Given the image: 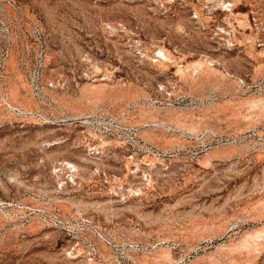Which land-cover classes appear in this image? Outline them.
<instances>
[{
	"label": "rangeland",
	"instance_id": "374dc122",
	"mask_svg": "<svg viewBox=\"0 0 264 264\" xmlns=\"http://www.w3.org/2000/svg\"><path fill=\"white\" fill-rule=\"evenodd\" d=\"M231 2L0 0V264H264V0Z\"/></svg>",
	"mask_w": 264,
	"mask_h": 264
},
{
	"label": "bare ground",
	"instance_id": "6f19581e",
	"mask_svg": "<svg viewBox=\"0 0 264 264\" xmlns=\"http://www.w3.org/2000/svg\"><path fill=\"white\" fill-rule=\"evenodd\" d=\"M158 54L160 56H163V59L165 62H169L168 57L166 56V54L163 51H159ZM204 59L205 60L203 62H200V63H197L194 65V72L196 73V75H198L200 78H203L204 80H207V81L219 80L221 78L220 77L221 75L219 73V70L216 67L221 66L222 64L219 61L213 60L209 57H204ZM228 75L230 76L229 73H228ZM128 92L129 91H127L125 93V97L132 96L130 94V92L129 93ZM6 102L11 109L22 111L21 109L13 106L8 101H6ZM140 113H141L140 117L142 119H147V120L158 119L157 116H155L153 114L150 115L149 112L146 110L142 109ZM147 114H149V116ZM144 127L152 128L151 130L143 132V134L147 135L148 137H152L151 134L155 131H158V130H161L165 134H167V133L168 134L169 133H175L177 135L179 134L178 136L181 138L183 137V138L195 139V137H196V135L194 133V131L196 130L195 127H191L189 130L190 132H188L187 130H184L185 128H183L184 126H182L181 121L176 122L175 120H170L169 122L161 121V122H155V123H148ZM169 141L170 140L167 139V142H169ZM96 154L99 156L101 154V152L97 151ZM66 166L69 168V170H70L69 172H71V174L69 176L72 178L73 183H75L77 180L82 179L79 166H77L76 164H72V163H66ZM97 171L100 172L99 169ZM137 173L138 172H133L132 174L136 175ZM137 192H139V191H133V190L131 191V193H133V194H137Z\"/></svg>",
	"mask_w": 264,
	"mask_h": 264
},
{
	"label": "built area",
	"instance_id": "2783aa9c",
	"mask_svg": "<svg viewBox=\"0 0 264 264\" xmlns=\"http://www.w3.org/2000/svg\"><path fill=\"white\" fill-rule=\"evenodd\" d=\"M129 1H140V2H148V3H152L153 5H155L157 7V9H159L162 13L164 14H168V15H172V16H177L179 15L180 11L176 8V5L182 1V0H129ZM209 1V8L206 9V11L208 13H214V12H224V13H231L233 11V3L231 2V0H208ZM187 2V1H186ZM209 9V10H208ZM192 18L200 25L205 27L204 23L202 22H198L200 20V16L197 13H193ZM109 30H113V28H115L112 25H108ZM215 35L217 37H219L223 42H227L230 44V40L228 39V31L226 29V27L224 26H219L217 27L216 31H215ZM231 49V47H229ZM159 58H163V56H160ZM244 86H247L246 83H244ZM250 88H263L264 87V81L254 84L252 86H249ZM134 134L137 135L136 132H134ZM216 138L219 140V138L216 136ZM196 139V137H195ZM94 151V149L92 150ZM176 156V155H174ZM69 168L64 165V164H59L57 166V174H63L65 172H67L68 175L71 174V172H69ZM73 173V172H72ZM70 178V181L72 182V178L70 176H68ZM73 183V182H72ZM76 183V182H75ZM61 188H65L66 185L68 183H60ZM59 184V185H60Z\"/></svg>",
	"mask_w": 264,
	"mask_h": 264
}]
</instances>
